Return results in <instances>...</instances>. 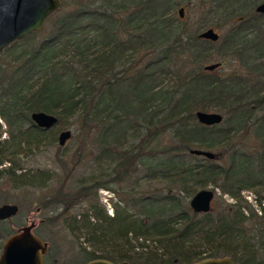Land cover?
I'll return each instance as SVG.
<instances>
[{
    "label": "trees",
    "instance_id": "1",
    "mask_svg": "<svg viewBox=\"0 0 264 264\" xmlns=\"http://www.w3.org/2000/svg\"><path fill=\"white\" fill-rule=\"evenodd\" d=\"M59 1L44 22L52 20L49 33L39 37L43 24L0 53L5 58L0 63V119L9 133L0 140V154L18 155L53 142V132L75 116L73 166L85 155L87 142L94 148L91 165L77 188L60 187L47 203L71 207L98 187L120 197L122 205L113 204L111 216L90 202L96 222L85 221L87 241L99 253L91 258L136 264L126 253L134 247L131 241H155L164 248L173 238L182 242L193 225L211 215L209 210L197 221L191 218L197 213L183 200L198 188L210 186L233 199L229 208L248 209L238 205L248 204L240 191L264 190V14L254 12L262 0H197L204 20L200 30L217 27L211 16L225 22V34L216 42L199 39L198 30L188 32L183 24L173 25L167 13L176 6L185 12L181 0ZM214 49L235 59L244 73L201 69ZM197 110L219 112L221 121L201 124L194 117ZM34 111L53 114L56 123L37 127L29 119ZM248 135L256 141L253 148L245 145ZM190 148L212 151L214 158L190 162ZM141 181L163 183L164 190L142 193ZM262 201L254 199L258 206ZM241 217L221 219L204 230L205 246L222 240L242 243L231 232ZM173 249L183 263L182 252ZM217 252L207 257L222 256ZM223 254L238 264H254L253 258L247 263L229 251Z\"/></svg>",
    "mask_w": 264,
    "mask_h": 264
},
{
    "label": "rangeland",
    "instance_id": "2",
    "mask_svg": "<svg viewBox=\"0 0 264 264\" xmlns=\"http://www.w3.org/2000/svg\"><path fill=\"white\" fill-rule=\"evenodd\" d=\"M196 1L181 0V5L185 7L182 18L179 19L176 13L180 6H176L174 11H168L167 17L171 19L173 25H185L188 32L198 30L201 33L206 29L212 28L221 39L227 28L224 26L225 22H222V19L218 21L216 17L211 16L209 21L215 23V25L217 24V27H204L200 30L204 20L200 9L196 5ZM51 22L52 20L44 24L45 28L42 29L39 37L51 31ZM211 23L207 25L209 26ZM230 58V56L219 55L217 49H214L212 54H210L209 63H221L216 68V72L230 73L239 70V72L244 73L236 60L234 58H232L234 60H230ZM4 61L5 58L0 56V63ZM200 67L203 69V64ZM70 120L71 124L53 132L55 140L51 143H39L33 148L24 149V152L18 155H10L9 152H4L3 155L0 154V204L12 203L18 207V212L13 217L0 224V244L20 226L31 224L33 227L32 231L46 243L45 264H83L87 259L98 256L99 253L87 241V238H91V236L85 227V221H87V224L96 222L94 218L90 217L92 214L90 202L94 201L97 208L105 211V214L109 216L113 213V204L122 205L121 199L117 194L102 187L96 188L95 193L71 207H63L62 204L52 203V201L47 203V200L50 199V196H54V192L58 188L61 187L67 191L77 188V185L82 182L81 179L87 176V171H89L91 165L89 152L92 153L94 148L93 144L91 145L90 142H87L88 149H85V155L80 162L73 166L76 160L73 152L78 148V139L75 138V135L78 132L76 131L77 124L74 121L75 116H71ZM26 126L24 125V127ZM0 129V140L6 139L9 133L1 119ZM65 129L70 130L71 135L64 145L58 146L57 135ZM244 142L250 148H253L256 144L251 135H248ZM193 156L190 158V162L197 163L202 161V157ZM7 158L13 161L10 162ZM12 168H17L12 171L14 176L10 175ZM16 175H19V177L17 178ZM91 176L96 177L93 174ZM28 179H30L29 183H27ZM98 179L100 183L111 185V187L117 186L116 184L113 186L112 183H108L104 178ZM89 180L95 179L91 177ZM163 186V183L151 182L146 184L141 181L138 190L142 193L151 192L154 189L163 191ZM205 188H210V186L196 190ZM245 195H248L249 198H245ZM240 196L248 204L241 201V204L238 205H248V209H241L242 207L229 208L226 204L233 202V199L227 194L214 189L210 209L211 215L207 216L204 224L200 220V223L193 225L192 230L185 238L183 237L182 242L178 243V239L173 238L168 243V246L165 245L167 248H164L155 241H143L142 239H139L138 243L131 241L134 247L131 251L126 249L127 257H134L136 264H149L148 260L144 259L146 257L154 259V264H180L178 263L180 260L178 261L175 256L177 255L176 251L173 249L174 252H170L171 248H177L182 252L181 259L184 262L181 264H187L195 260V258L207 257L209 253L218 250L219 252L217 253L222 256L226 255L223 254L226 251L233 253L232 256L241 262L248 263V258H253L254 264H264V226H262V223H264V201H262L264 200V190L254 192L250 189H244L240 191ZM189 198L190 196L183 200L187 206ZM254 199L262 201L260 206L254 203ZM128 210L131 211L132 208ZM236 210L240 212L239 215L235 212ZM250 210L254 213L252 216H250ZM226 211L227 213H225ZM202 216L201 213H197L196 216H191V218L194 217V220L197 221L203 218ZM231 216L235 218L236 216L237 218L243 216L241 217L243 219L242 222L231 231L239 237V240L241 239L242 243L235 244L233 240H222L223 246L221 243L218 246L212 244L210 247L205 246L204 230H212L215 225L220 224L221 219L225 218V221H227V219H231ZM84 217L86 218L85 220H83ZM178 227V224L174 225V228ZM244 243L245 248H242ZM116 260L115 262L120 260L127 261V259Z\"/></svg>",
    "mask_w": 264,
    "mask_h": 264
},
{
    "label": "water",
    "instance_id": "3",
    "mask_svg": "<svg viewBox=\"0 0 264 264\" xmlns=\"http://www.w3.org/2000/svg\"><path fill=\"white\" fill-rule=\"evenodd\" d=\"M60 7L59 0H0V53L11 43L22 37L40 30L47 18ZM255 14H264V1L254 8ZM178 18H182L184 9L177 10ZM199 39L216 42L218 34L213 29H206L198 34ZM219 63L203 65V69L211 71ZM197 122L204 125L218 124L221 115L214 111L194 112ZM29 119L37 127L47 129L56 123L53 114L43 111H34ZM70 130L65 129L57 135V145L62 146L70 137ZM189 154L202 156L209 160L214 158L211 151L190 148ZM213 190L211 188L196 190L188 200V207L194 213H206L211 209ZM17 212V206L12 203L0 205V219H6ZM32 225L20 226L15 232L9 234L2 242L0 251V264H42V255L46 252V243L31 231ZM84 264H128L126 260L116 263L103 258H93ZM188 264H236L227 256L207 257L192 261Z\"/></svg>",
    "mask_w": 264,
    "mask_h": 264
},
{
    "label": "flooded vegetation",
    "instance_id": "4",
    "mask_svg": "<svg viewBox=\"0 0 264 264\" xmlns=\"http://www.w3.org/2000/svg\"><path fill=\"white\" fill-rule=\"evenodd\" d=\"M2 204H5V203H1L0 205H2ZM15 205H16V204H15ZM16 206H17V205H16ZM17 212H18V207H17ZM17 212H16V213H17ZM16 213H15V214H16ZM15 214H14V215H15ZM14 215H13V216H14ZM13 216H11V217H13ZM11 217H9V218H11ZM9 218H6V219H0V224H1V223H4V222H5L6 220H8ZM32 228H33V227H32ZM32 228H31V231L33 230ZM32 233H34V232L32 231ZM34 234H35V233H34ZM35 235H36V234H35ZM36 236H37V235H36ZM41 241H42V240H41ZM2 242H3V241H2ZM42 242H44V241H42ZM1 245H2V243L0 244V251H1ZM46 249H47V246H46ZM44 256H45V253L42 255V264H45V258H44ZM224 256H226V255H224ZM219 257H223V256H219ZM227 257H229L231 260H233L230 256H227ZM203 258H207V257H203ZM214 258H217V257H214ZM90 259H93V258H90ZM90 259H87V261L90 260ZM201 259H202V258H201ZM233 261H234V260H233ZM85 262H86V261H85ZM85 262H84V263H85ZM84 263H83V264H84ZM114 263H116V262H114ZM234 263L238 264V263L235 262V261H234ZM128 264H130V263L128 262Z\"/></svg>",
    "mask_w": 264,
    "mask_h": 264
},
{
    "label": "built area",
    "instance_id": "5",
    "mask_svg": "<svg viewBox=\"0 0 264 264\" xmlns=\"http://www.w3.org/2000/svg\"><path fill=\"white\" fill-rule=\"evenodd\" d=\"M245 198H247V199H248V198H249V196H248V195H245Z\"/></svg>",
    "mask_w": 264,
    "mask_h": 264
}]
</instances>
